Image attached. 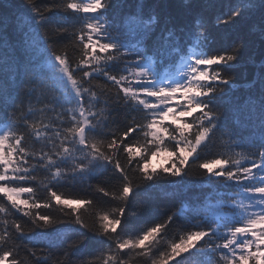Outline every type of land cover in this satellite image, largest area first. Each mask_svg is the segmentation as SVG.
<instances>
[{"label":"snow or ice","instance_id":"1","mask_svg":"<svg viewBox=\"0 0 264 264\" xmlns=\"http://www.w3.org/2000/svg\"><path fill=\"white\" fill-rule=\"evenodd\" d=\"M102 176L90 225L58 189ZM165 186L195 199L124 235ZM0 198V264H264V0H0Z\"/></svg>","mask_w":264,"mask_h":264},{"label":"trees","instance_id":"2","mask_svg":"<svg viewBox=\"0 0 264 264\" xmlns=\"http://www.w3.org/2000/svg\"><path fill=\"white\" fill-rule=\"evenodd\" d=\"M7 2L20 4L22 3V0H7ZM40 2L43 3L46 2V0H40ZM10 23L22 26L20 21H10ZM41 34H44L43 31L41 32ZM69 54L73 58H78V50L69 49ZM38 55L39 53H37V56ZM44 95H47L46 91ZM124 123L125 122L123 121L120 122L121 128L124 126ZM140 141L141 143H143L142 137L140 138ZM219 147V144H217V146L214 147L212 151H217ZM198 177L199 169L193 167L191 169L189 179L195 180ZM42 179L43 176L39 175L38 180ZM115 185V181L102 176L96 180H93L90 184H64L58 190L65 193L66 195L87 197L94 200V206L92 208H89L88 212L85 214L87 222L91 225L95 219V212L107 210L109 206L115 204V202L111 201L108 197H104L103 194L97 190V188L105 187L110 190H114ZM168 193H172L173 195L170 196L168 195ZM195 195V192L183 193L182 191H177L176 189L168 186H165L161 189L153 190L148 193H145L143 190L134 193L133 196L130 198V203L128 205L129 213H134V215L126 213V221L123 225L125 229L124 235L135 234L142 231L146 227L150 226L153 221H158L159 219H161L166 212H176L179 215L184 205L190 204L195 199ZM37 196L39 198H46V190L43 188V186L39 187ZM77 207H80V205H77ZM147 208H152L153 211L149 213L145 210ZM53 214L55 215L56 213L53 212ZM4 215L5 214L0 213V217ZM17 216H19V214H17ZM9 219H11V216H9ZM61 227H63V225H61ZM27 230L28 229L26 227L25 231ZM176 236L177 227L174 225L168 230L166 240L171 241L173 238H176ZM102 250L103 246L99 244L92 245L88 249V251L93 255L98 254ZM127 259L129 264H143V258L141 257H136L130 254Z\"/></svg>","mask_w":264,"mask_h":264},{"label":"rangeland","instance_id":"3","mask_svg":"<svg viewBox=\"0 0 264 264\" xmlns=\"http://www.w3.org/2000/svg\"><path fill=\"white\" fill-rule=\"evenodd\" d=\"M165 161H164V158L163 157H159V158H153L152 160V166L153 167H156V168H159L161 164H163ZM73 207H77V205L73 204Z\"/></svg>","mask_w":264,"mask_h":264}]
</instances>
